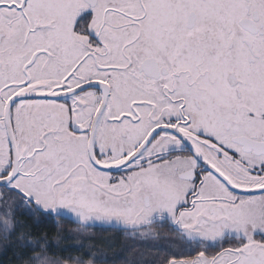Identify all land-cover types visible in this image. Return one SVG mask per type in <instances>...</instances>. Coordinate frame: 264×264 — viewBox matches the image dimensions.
I'll use <instances>...</instances> for the list:
<instances>
[{
	"label": "snow or ice",
	"instance_id": "snow-or-ice-1",
	"mask_svg": "<svg viewBox=\"0 0 264 264\" xmlns=\"http://www.w3.org/2000/svg\"><path fill=\"white\" fill-rule=\"evenodd\" d=\"M20 209L165 241L127 264H264V0H0L3 250L101 259Z\"/></svg>",
	"mask_w": 264,
	"mask_h": 264
},
{
	"label": "trees",
	"instance_id": "trees-1",
	"mask_svg": "<svg viewBox=\"0 0 264 264\" xmlns=\"http://www.w3.org/2000/svg\"><path fill=\"white\" fill-rule=\"evenodd\" d=\"M23 209L16 212V220L20 222L23 227L17 229V235L21 232H30V239H37L39 236H46L50 243H53L59 247H65L70 244H85L86 246L94 245L91 249L94 256L101 257L96 264H127V261L134 258H139L135 254L143 253V257H147L150 253V247L136 246L129 243V240H119L115 231L106 230L107 228L99 227H87L89 228L85 234L77 229L83 227L71 220L61 219L60 223H54L51 221H42L38 225L35 224L36 217H29L27 215H21ZM80 230V229H79ZM67 237V238H65ZM87 237V239H85ZM5 234L0 232V262L2 264H18L13 258V251L19 253L22 251L20 248H14L12 251H7L6 254L3 250V244L7 243ZM58 252V249H57ZM56 253L49 252V255ZM73 255L76 253L73 252Z\"/></svg>",
	"mask_w": 264,
	"mask_h": 264
},
{
	"label": "flooded vegetation",
	"instance_id": "flooded-vegetation-1",
	"mask_svg": "<svg viewBox=\"0 0 264 264\" xmlns=\"http://www.w3.org/2000/svg\"><path fill=\"white\" fill-rule=\"evenodd\" d=\"M111 229L110 231H115L116 235L119 237V240H129L131 244H134L136 246L140 245V246H143V247H150V250L149 252L150 253H153L156 251L155 248L151 247V245L155 244V243H163L165 242L163 239H160V240H152V239H148V240H142L140 238H133L129 233L127 232H124L122 230H120L119 228H116V227H113V228H107L106 230H109ZM160 232L162 233V236L167 234V227H163L160 229ZM144 260H148L150 259V256L147 255V257H143Z\"/></svg>",
	"mask_w": 264,
	"mask_h": 264
},
{
	"label": "rangeland",
	"instance_id": "rangeland-1",
	"mask_svg": "<svg viewBox=\"0 0 264 264\" xmlns=\"http://www.w3.org/2000/svg\"><path fill=\"white\" fill-rule=\"evenodd\" d=\"M58 223L61 224V221L59 220ZM93 225L104 226V227H108V228H109V225H107V224L96 223V224H93ZM90 226H91V225H90ZM79 229H80V230H79ZM79 229H77L79 232L81 231L82 233L85 234L86 232H88L87 230H88L89 228L80 227ZM0 232H1L3 235L5 234L4 231H3L2 229H0Z\"/></svg>",
	"mask_w": 264,
	"mask_h": 264
},
{
	"label": "water",
	"instance_id": "water-1",
	"mask_svg": "<svg viewBox=\"0 0 264 264\" xmlns=\"http://www.w3.org/2000/svg\"><path fill=\"white\" fill-rule=\"evenodd\" d=\"M73 222V221H72ZM75 223V222H74ZM76 224H78V223H76ZM79 225V224H78ZM91 226H94V227H99V228H102V227H104V226H97V225H91ZM91 226H89V227H91ZM113 227H116V226H109V228H113ZM104 228H108V227H104ZM116 228H118V227H116Z\"/></svg>",
	"mask_w": 264,
	"mask_h": 264
}]
</instances>
